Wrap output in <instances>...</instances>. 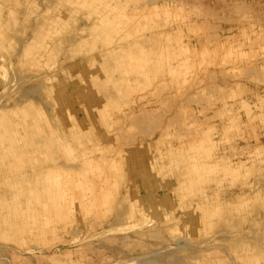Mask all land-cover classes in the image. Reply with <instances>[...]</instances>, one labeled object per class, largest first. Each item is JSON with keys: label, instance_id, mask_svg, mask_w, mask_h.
<instances>
[{"label": "rangeland", "instance_id": "obj_1", "mask_svg": "<svg viewBox=\"0 0 264 264\" xmlns=\"http://www.w3.org/2000/svg\"><path fill=\"white\" fill-rule=\"evenodd\" d=\"M0 264H264V0H0Z\"/></svg>", "mask_w": 264, "mask_h": 264}]
</instances>
